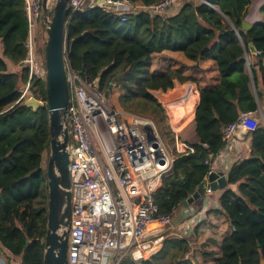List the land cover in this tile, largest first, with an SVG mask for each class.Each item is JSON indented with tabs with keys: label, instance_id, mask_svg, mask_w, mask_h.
<instances>
[{
	"label": "trees",
	"instance_id": "obj_1",
	"mask_svg": "<svg viewBox=\"0 0 264 264\" xmlns=\"http://www.w3.org/2000/svg\"><path fill=\"white\" fill-rule=\"evenodd\" d=\"M129 1L139 7L124 22L98 5L68 13L65 62L83 79L96 80L102 91L113 80L109 95L119 94L118 101L128 106L123 111L151 118L174 155L153 198L160 213L173 215L212 170L213 159L226 143L223 128L241 113L256 111L262 100L264 4L259 7L261 19L247 24L251 0H184L173 14L148 9L164 0ZM26 37L25 1L0 0V249L22 264H42L48 116L45 107L33 110L23 100L17 102L28 79L21 64ZM163 50L180 51L192 61L210 59L219 74L216 86L198 89L193 119L198 141L191 145L192 152L175 151L176 135L164 107L151 93L173 88L174 80H188L170 68L147 74L151 55ZM7 61L19 70L9 71ZM31 95L45 100L44 78L31 79ZM248 135L249 154L228 168L219 196L231 233L222 239L214 264H264V126L257 125ZM187 248L184 239L167 236L155 253L140 260L126 257L119 264H191L183 258Z\"/></svg>",
	"mask_w": 264,
	"mask_h": 264
},
{
	"label": "built area",
	"instance_id": "obj_2",
	"mask_svg": "<svg viewBox=\"0 0 264 264\" xmlns=\"http://www.w3.org/2000/svg\"><path fill=\"white\" fill-rule=\"evenodd\" d=\"M24 1L27 37L22 63L28 79L17 102L31 94L33 77H45L43 54L37 53L46 39L42 0ZM183 1L164 0L148 9L167 11ZM95 5L119 15L122 22L136 9L129 0H69V15ZM65 71L71 192L67 263L119 264L126 257L146 258L172 221L173 215L159 212L153 194L170 172L173 156L151 118L113 110L96 80L83 79L67 64ZM251 113H241L223 128L224 148ZM192 151L185 145L183 152Z\"/></svg>",
	"mask_w": 264,
	"mask_h": 264
},
{
	"label": "crops",
	"instance_id": "obj_3",
	"mask_svg": "<svg viewBox=\"0 0 264 264\" xmlns=\"http://www.w3.org/2000/svg\"><path fill=\"white\" fill-rule=\"evenodd\" d=\"M252 2L253 0H251V4ZM181 4V2L174 3L172 7L167 9L166 13H175ZM262 4H264V2L259 0L256 3L255 11L246 14L245 22L247 24H252L261 19L259 7ZM138 6L139 5L136 4L135 8H138ZM1 53L2 47L0 42V55ZM157 59L160 63H157ZM151 60L153 62L150 69L152 75L161 74L166 69L170 68L188 79L184 82L189 84V89L186 95L178 101L167 103L168 107L172 104L174 105L187 101L190 94L195 96L192 116L179 118L172 114L173 116L169 118V126L176 135L174 144L175 151L177 153H185L183 152L185 145L191 146L198 141L194 132L193 122L194 110L199 99L198 89L213 88L216 86L219 80L216 65L214 61L210 59L198 58L196 61H192L186 58L180 51L171 50H163L158 53H153L151 55ZM254 61V56H250V62L253 63ZM157 65L161 67L158 73L155 71ZM7 66L11 72H17L19 70L18 66L13 65L10 61H7ZM174 84H177L180 87L184 86H181L183 83H180L177 80H174ZM262 92V100L259 102L257 110L252 112L243 121L241 126H239L228 147L223 148L213 159L211 163L212 171H221L226 175V171L234 162H238L248 156L250 151V137L248 132L253 130L259 124L264 126V90H262ZM162 106L164 107L165 105ZM164 109L168 114V109H166V107H164ZM172 156L174 159L173 153ZM232 188L234 189L235 186H232ZM223 190L224 188H217L206 191L202 201L197 199L187 205L181 203L174 211L171 223L163 229V238L154 246L155 249L152 253H155L160 249L165 237H177L184 239L188 245L183 258L188 260L189 263L214 264L221 254L220 246L222 239L231 233L230 223L224 213L220 210L219 205V196ZM19 262L20 261L17 257L10 255L4 249H0V264H19Z\"/></svg>",
	"mask_w": 264,
	"mask_h": 264
},
{
	"label": "water",
	"instance_id": "obj_4",
	"mask_svg": "<svg viewBox=\"0 0 264 264\" xmlns=\"http://www.w3.org/2000/svg\"><path fill=\"white\" fill-rule=\"evenodd\" d=\"M49 0H42L41 7L45 21L46 39L43 44V60L45 67V100L28 95L23 104L37 110L45 107L48 116L49 153L45 166L47 185L46 232L42 264H68V234L71 223V192L69 174V131L67 124L68 86L65 71L66 18L69 13V0H55L53 7ZM250 51L255 48L250 42ZM21 64H23L21 62ZM113 80L104 91L109 97ZM189 89L175 85V89L165 93L154 91L153 96L161 104L172 103L182 99ZM226 186V177L221 171H210L205 180L185 200L183 205L200 199L202 201L206 189L214 190ZM259 245V243H257ZM263 264V262H262Z\"/></svg>",
	"mask_w": 264,
	"mask_h": 264
},
{
	"label": "rangeland",
	"instance_id": "obj_5",
	"mask_svg": "<svg viewBox=\"0 0 264 264\" xmlns=\"http://www.w3.org/2000/svg\"><path fill=\"white\" fill-rule=\"evenodd\" d=\"M259 0H253V2H252V4H250V6H249V8H248V11H247V13H249V12H254L255 11V6H256V3L258 2ZM260 1H263L264 2V0H260ZM54 3H55V0H49V2H48V6H49V8L51 9L52 7H53V5H54ZM42 45V44H41ZM43 48V45L41 46V47H38V49H37V53L38 54H41V51L43 50L42 49ZM157 61H158V59H157ZM156 61V62H157ZM152 60L150 59V64H149V66H148V69H147V74H151L152 75V73L150 72V69H151V65H152ZM157 63H160V61H158ZM160 69H161V67L160 66H158L157 65V68L155 69V71H157V73L160 71ZM142 77H145V75H142ZM117 84V86L116 87H120V81L118 82V83H116ZM185 84H187V83H183V84H181V86L182 85H185ZM177 85V84H176ZM179 86V85H178ZM180 87V86H179ZM175 88V84H174V86H173V88H171V89H169V90H167V91H165V93H168V92H170V91H172L173 89ZM152 94L154 93V91H152L151 92ZM118 97H119V94L118 93H113V94H111V95H109V97H108V99H107V104H108V106L110 107V108H112L113 110H116V111H123L124 110V108H128V106L127 105H124L122 102H120V101H118ZM162 105H165L164 107H166V109H168L167 111H168V114H167V116H168V123H169V118H171V116H173L172 115V113L169 111V109H170V107H168V104H163L162 103ZM261 116H262V114H261ZM169 150V152L172 154V152H173V150L170 148V149H168ZM48 153H49V150H48V152L45 154V156H44V159H43V167H45L46 166V162H47V157H48Z\"/></svg>",
	"mask_w": 264,
	"mask_h": 264
},
{
	"label": "bare ground",
	"instance_id": "obj_6",
	"mask_svg": "<svg viewBox=\"0 0 264 264\" xmlns=\"http://www.w3.org/2000/svg\"><path fill=\"white\" fill-rule=\"evenodd\" d=\"M193 93V91H192ZM195 100V96L190 94L189 99L185 102L178 103V104H172L170 105L169 111L179 118H184L186 116L190 117L193 114V103Z\"/></svg>",
	"mask_w": 264,
	"mask_h": 264
}]
</instances>
